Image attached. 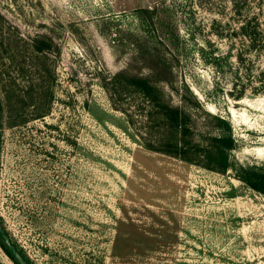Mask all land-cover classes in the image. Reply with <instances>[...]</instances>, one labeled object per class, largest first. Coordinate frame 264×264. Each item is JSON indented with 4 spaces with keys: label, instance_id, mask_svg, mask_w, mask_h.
Segmentation results:
<instances>
[{
    "label": "rangeland",
    "instance_id": "374dc122",
    "mask_svg": "<svg viewBox=\"0 0 264 264\" xmlns=\"http://www.w3.org/2000/svg\"><path fill=\"white\" fill-rule=\"evenodd\" d=\"M155 6L163 24L143 11ZM254 17L264 27V0H0V227L18 257L264 264V195L232 169L146 148L140 95L122 110L102 85L149 74L139 45L156 42L173 69L166 98L191 113L195 138L218 133L219 115L232 157L264 164V31L255 48L243 28ZM33 93L50 101L44 116ZM0 264H17L1 245Z\"/></svg>",
    "mask_w": 264,
    "mask_h": 264
},
{
    "label": "trees",
    "instance_id": "16d2710c",
    "mask_svg": "<svg viewBox=\"0 0 264 264\" xmlns=\"http://www.w3.org/2000/svg\"><path fill=\"white\" fill-rule=\"evenodd\" d=\"M143 11L148 12L150 19L154 18L157 22L164 23V19L159 17L157 6ZM252 24L251 21H247L246 27L243 28L245 34L250 37L252 46L256 48L264 44L260 37L264 27H260L257 17L253 18ZM175 30L172 26V29H169L170 35H175ZM146 41L145 38L140 42L139 53L146 61L152 62L149 74L122 70L102 78V85L107 89L112 103L117 108L124 110L125 95L128 91H135L140 95L144 105L141 103L136 106L144 108L143 127L138 129L144 146L214 171L223 173L232 169L238 179L264 195V164L246 165L232 157L231 151L235 148L236 141L232 124L228 119L209 113L214 118L213 125L219 130L218 133L204 135L202 139L195 138L191 113L183 106L173 104L165 95L163 83L173 80L172 66L156 42L152 46H145L143 43ZM33 47L37 52H43L49 51L51 44L46 39H34ZM31 98L33 102L40 101L41 95L33 93ZM49 103L50 101L42 103L40 101L38 104L40 111L36 116H44ZM5 235L0 227V245L17 264H21L17 259L18 255L12 252L11 244L9 247L5 243Z\"/></svg>",
    "mask_w": 264,
    "mask_h": 264
},
{
    "label": "water",
    "instance_id": "95a60500",
    "mask_svg": "<svg viewBox=\"0 0 264 264\" xmlns=\"http://www.w3.org/2000/svg\"><path fill=\"white\" fill-rule=\"evenodd\" d=\"M11 247H12V252L15 254V255H17L16 254V250L14 249V247L11 245ZM17 259H18V261L21 263V264H27L23 259H21L20 257H18L17 256Z\"/></svg>",
    "mask_w": 264,
    "mask_h": 264
},
{
    "label": "flooded vegetation",
    "instance_id": "af4514ba",
    "mask_svg": "<svg viewBox=\"0 0 264 264\" xmlns=\"http://www.w3.org/2000/svg\"><path fill=\"white\" fill-rule=\"evenodd\" d=\"M26 262V261H25ZM27 263V262H26ZM27 264H29V263H27Z\"/></svg>",
    "mask_w": 264,
    "mask_h": 264
}]
</instances>
